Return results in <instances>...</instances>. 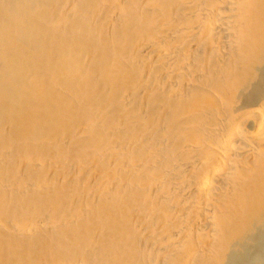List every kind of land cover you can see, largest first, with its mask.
Listing matches in <instances>:
<instances>
[{
  "label": "bare ground",
  "instance_id": "bare-ground-1",
  "mask_svg": "<svg viewBox=\"0 0 264 264\" xmlns=\"http://www.w3.org/2000/svg\"><path fill=\"white\" fill-rule=\"evenodd\" d=\"M8 1L0 264H264V0Z\"/></svg>",
  "mask_w": 264,
  "mask_h": 264
},
{
  "label": "rangeland",
  "instance_id": "rangeland-1",
  "mask_svg": "<svg viewBox=\"0 0 264 264\" xmlns=\"http://www.w3.org/2000/svg\"><path fill=\"white\" fill-rule=\"evenodd\" d=\"M6 1H8V0H6ZM11 1H12V0H11ZM3 3H4V1L2 2V4H3ZM8 4L10 5L9 1H8ZM8 4H6V5H8ZM9 5H8V6H9ZM0 6H1V5H0ZM3 6H4V5H3Z\"/></svg>",
  "mask_w": 264,
  "mask_h": 264
}]
</instances>
